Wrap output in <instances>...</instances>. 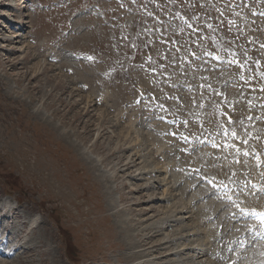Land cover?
I'll return each mask as SVG.
<instances>
[{
    "label": "rangeland",
    "instance_id": "rangeland-1",
    "mask_svg": "<svg viewBox=\"0 0 264 264\" xmlns=\"http://www.w3.org/2000/svg\"><path fill=\"white\" fill-rule=\"evenodd\" d=\"M161 2L162 15L175 12L165 27L146 15L154 10L150 0H0V225L19 247L10 258L1 255L0 264L223 263L213 224H231L219 215L208 221L215 212L198 199L205 189L189 191L180 167L200 159L175 152L174 138L144 130L149 117L133 97L140 89L163 91L155 78L166 73L167 48L175 50L192 87L171 98L172 108L159 109L183 116L177 125L198 135L232 124L241 147L264 152V135L248 141L242 127L245 116L264 108V0ZM101 8L104 20L90 15ZM181 11L190 22H181ZM6 19L10 28L2 27ZM213 49L226 55L225 63L210 58ZM67 51L84 58L74 62ZM146 59L153 71L144 69ZM181 75L175 71L176 79ZM226 82L234 84L227 93L232 102L219 97ZM97 93L104 101L95 105ZM226 161H215L212 171L264 174L253 163ZM143 240L150 243L140 246ZM5 246L9 254L16 249ZM164 248L171 250L162 254Z\"/></svg>",
    "mask_w": 264,
    "mask_h": 264
},
{
    "label": "bare ground",
    "instance_id": "bare-ground-1",
    "mask_svg": "<svg viewBox=\"0 0 264 264\" xmlns=\"http://www.w3.org/2000/svg\"><path fill=\"white\" fill-rule=\"evenodd\" d=\"M9 20V19H8ZM4 23L2 24V27H4V25L7 27V28H10V26H9V24H7L6 23V21H3ZM6 36H15V37H17V35L16 34H13V35H6ZM1 46L3 45V44H0ZM26 46H28V45H26ZM17 49H20L21 47L19 46V47H16ZM86 98H88V96H86ZM86 103L85 104H87L88 105V99L85 101ZM84 106V105H83ZM89 107V106H88ZM90 108V107H89ZM88 108V109H89ZM96 108V107H95ZM97 110H101V108H96ZM87 112V111H86ZM91 113V112H90ZM87 114H88V112H87ZM88 124H85V126H87ZM129 127V126H128ZM120 128V127H119ZM128 128H126V130H127ZM120 131V130H119ZM121 132V131H120ZM123 133V132H122ZM125 133V132H124ZM124 133H123V135H124ZM142 136H144V135H146V134H144V132L142 131ZM144 134V135H143ZM120 135V134H119ZM129 135V134H128ZM127 135V136H128ZM138 142V141H137ZM127 143V142H126ZM135 146V145H134ZM146 153V152H145ZM152 159V158H151ZM246 162V161H245ZM159 164V163H158ZM250 171H252V170H250ZM177 174V173H176ZM263 174V173H262ZM179 175V174H178ZM184 192V191H183ZM201 194H202V192H201ZM172 197V196H171ZM183 202V201H182ZM199 202V201H198ZM197 202V203H198ZM183 206H182V208H184L185 210H187L188 208L186 207V205H187V203H186V205H185V203L183 202V204H182ZM201 205V204H200ZM204 206H207V205H210V206H212V209L214 210V212H215V215L216 216H218L219 215V217L217 218L218 220L219 219H221L222 217H224L225 218V216L223 215L224 213L223 212H221L220 211V208H219V205L218 204H216L213 200H208V201H206L204 204H203ZM190 206V205H189ZM202 206V205H201ZM187 208V209H186ZM209 208V207H208ZM173 209V208H172ZM205 210V209H204ZM191 211V210H190ZM213 212V211H212ZM192 213V212H191ZM171 214V213H170ZM211 214V213H210ZM178 215H181V214H178ZM178 215H174V219H177V218H179L178 217ZM196 215V214H195ZM169 216V215H168ZM170 217V216H169ZM4 218V217H3ZM2 218V219H3ZM185 218H186V220L188 221V222H190V224H191V220H193L192 218V215H190V213H188V210L186 211V215H185ZM202 218V217H201ZM169 219V218H168ZM197 220V219H196ZM173 221H175V220H173ZM220 221V220H219ZM194 222V221H193ZM224 222V221H223ZM223 222H222V226H224L223 228H226V226H227V223H225V224H223ZM197 223H198V221H197ZM185 225H187V224H185ZM195 225H197V224H195ZM199 225V224H198ZM197 225V226H198ZM178 227H179V225H177ZM189 226V225H188ZM193 226V225H192ZM231 226V225H230ZM199 227V226H198ZM233 227H235L234 225L231 227V228H233ZM3 228V227H2ZM239 228V227H238ZM156 229V228H155ZM199 229V228H198ZM234 229H236V228H234ZM203 230V229H202ZM233 230V229H232ZM214 231V230H213ZM179 232H181L180 230H179ZM186 232V231H185ZM188 232V231H187ZM200 232V231H199ZM204 232H206V231H204ZM175 233V232H174ZM182 233V232H181ZM204 234V233H203ZM182 235V234H181ZM18 236V235H17ZM165 237V236H164ZM209 237V236H208ZM171 238V237H170ZM191 238V237H190ZM202 238H204V236L202 237ZM206 240V243L208 242V240L207 239H205ZM203 241V240H202ZM2 242H0V244H1ZM141 243L142 244H140V246H142V245H148L150 242H146L145 240H143V241H141ZM175 243V242H174ZM180 244L178 245V246H182L183 245V242H179ZM185 243V242H184ZM202 243H204V242H202ZM209 243V242H208ZM161 244H163V243H161ZM187 244V243H186ZM200 244V243H199ZM205 244V243H204ZM158 245V244H157ZM157 245H153V243L150 245V247H156L155 248V254H154V256H158V252H156L159 248H157ZM139 246V245H138ZM164 246V245H163ZM208 247V246H207ZM179 248V247H178ZM165 249V248H164ZM254 249H256V248H254ZM258 249V248H257ZM264 249V248H263ZM165 250H167V251H163V253L162 254H167V252H170L169 250H171L170 248H168V249H165ZM202 252H203V250H202ZM176 253H178V251L176 252ZM211 255V254H210ZM264 255V254H263ZM159 257V256H158ZM158 259V258H157ZM160 259V258H159ZM188 261V260H187Z\"/></svg>",
    "mask_w": 264,
    "mask_h": 264
}]
</instances>
